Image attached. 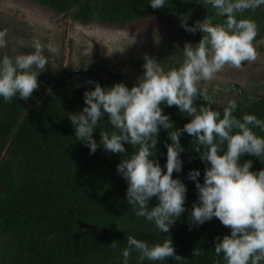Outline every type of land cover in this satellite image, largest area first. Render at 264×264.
I'll return each instance as SVG.
<instances>
[{
	"label": "trees",
	"instance_id": "16d2710c",
	"mask_svg": "<svg viewBox=\"0 0 264 264\" xmlns=\"http://www.w3.org/2000/svg\"><path fill=\"white\" fill-rule=\"evenodd\" d=\"M70 15L84 23L95 21L103 26L125 28L143 20L163 17L171 20L183 43H193L194 37L181 26V18L187 17L188 25L207 17L213 24L223 23L225 17L204 0H166L165 7L153 9L151 0H29ZM251 18L264 22V6L255 12L246 11L238 19ZM264 26L259 29L253 43L259 40ZM204 35V34H203ZM202 39H196V44ZM178 48L175 47V50ZM128 61V59L126 60ZM145 63L144 57H139ZM175 63L172 56L167 62ZM128 63V62H126ZM167 64V65H168ZM48 74L41 76L47 79ZM108 88L123 82L131 88L133 81H116L109 78L97 80ZM83 88H49L43 81L27 101L19 94L6 103L0 97V264H123L122 251L127 247V237L134 236L154 245L172 239L176 254L182 259L169 258L163 262L139 261V253L133 251L129 264H226L223 254L216 256V238L230 235L231 230L217 218L203 225L190 224L193 203H198L196 182L189 179V172L199 170L200 183L208 165L195 152L193 137L181 136L183 168L174 172L187 187L186 211L172 226L169 233L159 232L154 223L145 217H137L126 200L128 182L117 171L121 160L135 149L126 144L124 154H113L98 147L95 153L76 138V132L68 116L79 113L85 107L84 93L94 90L95 83ZM208 103L223 114V109L199 99L197 105ZM233 113L242 119L253 114L264 120V96L255 100L236 101ZM177 128L190 122V117L176 106L161 105ZM101 127L111 133L107 116ZM264 136L260 129H253ZM97 143L100 129L93 133ZM171 140L161 127L157 151L153 159L159 161L166 172L167 144ZM252 161V171L264 169L260 158L245 155L240 163ZM152 198L149 207L158 204ZM191 227V230H190ZM116 241V247L111 244ZM200 255L194 256V249Z\"/></svg>",
	"mask_w": 264,
	"mask_h": 264
},
{
	"label": "clouds",
	"instance_id": "9594fccd",
	"mask_svg": "<svg viewBox=\"0 0 264 264\" xmlns=\"http://www.w3.org/2000/svg\"><path fill=\"white\" fill-rule=\"evenodd\" d=\"M166 0H151L153 9L165 7ZM216 10V15L225 17L223 23L213 24L207 17L196 21L194 26L181 18V26L188 32H202L198 44L186 43L183 62L179 67L165 71L154 57L144 56L143 75L131 88L120 82L104 88L98 82L94 90L84 93L85 107L68 118L76 132V138L95 153L101 145L113 154H124L126 144L135 151L125 156L117 171L128 182L126 200L137 217H145L154 223L161 233L170 229L186 211L187 187L174 172H181L183 161L181 136L193 137L195 152L208 167L204 182L200 183L199 170L189 172V179L196 182L198 203H193L190 224L203 225L214 217L231 230L230 235L216 238V256L223 254L226 264H264V169L252 171V161L240 163L243 156L250 155L264 161V136L253 129L264 132V120L253 114H244L242 119L233 113L236 102L230 101L221 112L210 104L197 105L206 90L201 83L213 80L225 66L240 69L253 63L258 52L253 44L258 35L257 23L249 18L238 19L246 11L255 12L264 6V0H204ZM8 29L0 30V49L9 43ZM34 51L0 59V97L10 103L13 97L27 101L40 87L39 79L48 65L44 46L34 42ZM47 49L57 53L58 47L49 43ZM93 83V81H89ZM161 105L176 106L190 117L183 128H177ZM107 116L113 131L101 127ZM161 127L171 140L167 144L166 172L158 160L153 159L157 151ZM99 128V144L93 133ZM158 204L149 207L152 198ZM191 230V227H190ZM116 247V241L111 244ZM133 251L139 253V261L163 262L169 258L182 259L176 254L172 239L149 245L134 236L127 237L123 249V264H129ZM194 249L193 255H200Z\"/></svg>",
	"mask_w": 264,
	"mask_h": 264
},
{
	"label": "rangeland",
	"instance_id": "374dc122",
	"mask_svg": "<svg viewBox=\"0 0 264 264\" xmlns=\"http://www.w3.org/2000/svg\"><path fill=\"white\" fill-rule=\"evenodd\" d=\"M5 28L9 30V43L6 49H1L4 51L0 52L2 57L28 52L39 40L44 46V55L53 56L59 63V69L76 70L80 62H85V65L97 62L107 66L115 64L118 72H123L126 68L124 59L134 53L149 55L162 62H167L172 56L174 67H179L184 59L185 44L178 36V27L163 17L149 18L125 28L98 23L80 25L68 15H57L29 0H0V30ZM189 33L195 39L193 45H196V39L203 37L200 31ZM49 43L58 47L59 51L49 52ZM253 44L259 54L255 62H245L240 69L225 66L213 80L201 83L200 87L206 93L216 92L212 102L216 108L237 101V90L228 89L233 85L240 86L246 96L264 95V88H261L264 86V35L262 40ZM175 47L178 49L175 50ZM51 64L54 67V63Z\"/></svg>",
	"mask_w": 264,
	"mask_h": 264
},
{
	"label": "flooded vegetation",
	"instance_id": "af4514ba",
	"mask_svg": "<svg viewBox=\"0 0 264 264\" xmlns=\"http://www.w3.org/2000/svg\"><path fill=\"white\" fill-rule=\"evenodd\" d=\"M45 7V6H43ZM47 8V7H45ZM49 9V8H48ZM51 11L55 12L54 10L50 9ZM57 15H64V14H58L57 12H55ZM70 16V15H68ZM71 20L73 22H76L80 25H89L91 23H96L95 21H89V23H84L81 20H77L74 19L72 16H70ZM99 24V23H98ZM259 29L261 27L264 26V22H258L257 23ZM264 35V30L261 33V36L259 38V40H262V37ZM257 40V41H259ZM35 49L31 47V49L28 52L22 53L19 52L20 54H29L31 52H33ZM0 52H4L1 51ZM8 53V51H5ZM10 54V53H8ZM17 54L15 55H11V57H15ZM48 58V65L46 70L40 74V76L38 77L39 82L42 83V81L51 89H54V86H59L58 88H65V87H69V88H83L86 86H89L91 84H93L94 82H96L99 79L102 78H109L108 73L105 71L106 69L112 71L113 73H124V74H130V73H137V82H138V77H141L143 75L144 69H143V65L144 63H141L139 60V57L141 56L140 53H134L130 56H127L124 59V65L126 66L125 70L123 72H118V68H116L115 64L113 66H107V65H103V64H99L97 62H95L92 65H85V62H80L77 65V69L76 70H70L69 68H63V69H59V63L55 62L56 60L53 58V56L51 55H45ZM141 57H144L143 55ZM0 59H2V56L0 55ZM128 59V61H126ZM128 62V63H126ZM54 63V67H52V64ZM168 64V63H167ZM166 66H164V63H160L161 66H164L163 68L167 69V70H171L172 68H175L174 66L170 67V65L168 64ZM131 65H133V67H131ZM122 66V64H121ZM100 69H102L100 71ZM105 69V70H104ZM80 71H93L95 73L100 71V75L99 76H95V77H90L86 74L80 73ZM47 73V79L48 80H42L41 76L43 74ZM89 81H93V83H89ZM135 82V83H137ZM261 88H264V86H261ZM228 89L232 90H237V93L235 94V97L238 100H255L257 98H260L264 95H257V94H248V96L244 95V90L242 88H240V86L238 85H233L230 86ZM215 91H210L209 93H206V101L209 103H212L214 101V95H215ZM200 99H203V97H201ZM213 104V103H212Z\"/></svg>",
	"mask_w": 264,
	"mask_h": 264
},
{
	"label": "water",
	"instance_id": "95a60500",
	"mask_svg": "<svg viewBox=\"0 0 264 264\" xmlns=\"http://www.w3.org/2000/svg\"><path fill=\"white\" fill-rule=\"evenodd\" d=\"M102 69H100L101 71ZM105 70V69H104ZM100 71L95 73L93 71H80V73L86 74L90 77H95V76H99L100 75ZM109 77L113 80L116 81H133V82H137V73H130V74H124V73H113L112 71L106 69L105 70ZM59 86H54V88H58Z\"/></svg>",
	"mask_w": 264,
	"mask_h": 264
}]
</instances>
